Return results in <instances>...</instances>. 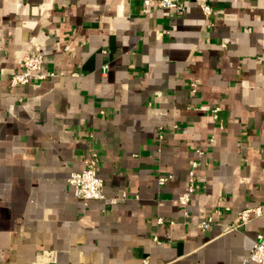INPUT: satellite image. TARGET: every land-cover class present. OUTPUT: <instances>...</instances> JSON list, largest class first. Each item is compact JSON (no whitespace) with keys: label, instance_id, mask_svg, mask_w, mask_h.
<instances>
[{"label":"crops","instance_id":"obj_1","mask_svg":"<svg viewBox=\"0 0 264 264\" xmlns=\"http://www.w3.org/2000/svg\"><path fill=\"white\" fill-rule=\"evenodd\" d=\"M207 3L209 28L198 0H0V264H243L264 233V0ZM32 48L54 77L10 87ZM90 150L114 205L67 181Z\"/></svg>","mask_w":264,"mask_h":264},{"label":"built area","instance_id":"obj_2","mask_svg":"<svg viewBox=\"0 0 264 264\" xmlns=\"http://www.w3.org/2000/svg\"><path fill=\"white\" fill-rule=\"evenodd\" d=\"M143 2V12L145 14L151 11V7L156 6L160 9L172 10L177 14H183L185 12V0H142ZM199 7L204 19L208 22L207 27H211V17L213 13L212 7L207 3V0H198ZM54 77L52 71H43V57L39 53L37 48H32L22 57L21 60V71L14 74L9 82L10 87L16 88L19 86H32L39 87L41 82L46 79ZM191 90L194 92L196 84L192 83ZM221 107L215 106L210 110V118L213 122L218 124V127L222 130L224 127L219 122V117L221 113ZM161 138V135H159ZM210 143L213 142L212 139L209 140ZM195 153L198 157L203 155L202 149H196ZM200 159H195L191 161L190 168L187 173V188L186 191L180 195L177 202L180 206L186 207L190 201L191 196L197 191L196 189V171L200 167ZM98 168V155L95 151L90 150L84 158V166L80 171L72 172L67 181L74 188V194L76 198L80 199L85 206L88 205L90 201H106L108 205H114L117 203L119 198L106 199L103 194V185L101 179L97 175ZM172 177L170 175L158 178L159 185H165ZM125 198V194L121 196ZM254 212L256 215H260V208L256 207L254 209L244 210L240 213L241 223L244 224L249 221V214ZM216 213H219L216 211ZM166 221L158 217L156 219L157 225H163ZM212 217H208L206 220L202 221L199 226L202 230L206 231L211 227ZM172 225L173 221H168ZM234 229V227H229ZM154 241H157L154 238ZM50 259L53 260V253L47 254ZM256 263L264 264V233L257 235L256 240L252 246V249L244 259L243 264Z\"/></svg>","mask_w":264,"mask_h":264}]
</instances>
